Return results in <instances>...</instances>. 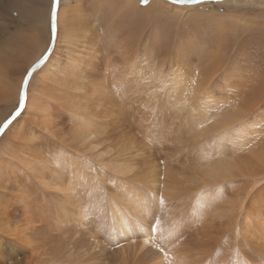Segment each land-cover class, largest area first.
Masks as SVG:
<instances>
[{"label":"bare ground","instance_id":"1","mask_svg":"<svg viewBox=\"0 0 264 264\" xmlns=\"http://www.w3.org/2000/svg\"><path fill=\"white\" fill-rule=\"evenodd\" d=\"M79 2L60 0L54 43H65L67 60L48 75L47 58L38 67L48 76L46 99L34 104L27 95L21 111L35 106L28 122L6 127L13 139L0 148V264H264V67L240 66L231 74L210 70L190 85L179 71L168 78L165 58L158 68L154 63L156 54L165 55L164 42L139 47L140 0H121L130 12L113 15L107 13L111 0L91 7ZM0 4L17 18L11 29L0 23L3 99L13 87V54L35 52L50 8L46 12L43 0ZM72 5L74 12L64 19ZM146 5L162 10L191 4ZM23 21L37 31L24 33ZM167 87L178 105H166ZM186 97L208 113L194 123L197 133L188 129L191 120L181 123ZM145 110L154 112L142 142L155 152L151 177L130 172L133 153L123 154L140 149L133 140L141 137ZM162 120L170 123L164 127Z\"/></svg>","mask_w":264,"mask_h":264},{"label":"rangeland","instance_id":"2","mask_svg":"<svg viewBox=\"0 0 264 264\" xmlns=\"http://www.w3.org/2000/svg\"><path fill=\"white\" fill-rule=\"evenodd\" d=\"M83 1H85V0H82V2H79V3H81L84 7H91L93 2L95 3L96 0L95 1L94 0H88V2L86 0L85 3ZM116 1H119V0H116ZM207 1H209V2H206L204 0L203 3H185V4H191V5L183 6L180 8L165 6L163 8V9H165V11H163V9L158 10L156 8H150V9L148 8L147 9L146 6H148V5L140 3L139 9H143V12H144V14L142 15V22L144 20V22H143L144 24L143 23H141V24H143L147 28L142 25L145 32H143V28L141 25L136 29H139L141 27V29L138 30L139 32L141 31V33H143V35H145L146 31H147L148 34L150 32V35L148 36L146 34L147 37H145V36L143 37V35L140 33V35H139L140 39L138 40V43L140 44V46L138 43H137V46H139L141 48V51H142L145 48L146 44L148 46L150 44V42L156 46L157 45L160 46V45L165 44V51H164L165 55L162 56L160 54H156L154 56V59H155L154 63L156 64L157 62L163 61V58H165L164 74H166L167 77L169 78L174 74V72L179 71V73L182 74V77H181L182 81L185 82V78L189 77V80L187 82V84H189V85H190L191 79L192 80L197 79L198 81H200V79L204 77V73H205V76H207L210 73V70H212L216 74H218V73H222L223 69H226L224 74H227V73L231 74L234 71V68H240V66L241 67L247 66L251 69L255 68L256 66L259 68L264 67V0H207ZM43 2L48 3V8H47L48 10L46 9V12L49 11L50 0H43ZM111 2H112L111 6H112L113 10L110 11V13L107 10L108 7L106 5H103L104 9H106L108 11L107 12L103 9V12L105 11L104 15H107L106 12L108 13V15H113V12H114V14H120V12H126V11L130 12V10H129L130 6L126 5L125 2H122L123 4L125 3L123 5L121 3V0H120L118 2L119 8L117 7V3L115 2V0H111ZM183 5H184V3H183ZM0 6H1V4H0ZM74 6L72 5V6H69L68 9L67 8L65 9L64 19H68L69 16H71L70 14L74 12V8H73ZM120 6H122V7L120 8ZM105 7H107V8H105ZM188 7H190V9ZM71 8H73V9H71ZM0 9H1V7H0ZM118 9H119V11H118ZM116 10H117V13H116ZM1 11H3V9L0 10V17H3V18L5 17V19H8L9 21L4 20L3 18H0V20H1L0 23L4 22L3 24H4L5 28H8V29L13 28V25L17 24V18L15 16V14L12 12H9V14H10L9 15L7 13L8 11H3V12H1ZM146 12H148V13H146ZM191 12L192 13L195 12L196 14L194 13V15H193ZM198 13H199V15H198ZM225 14H226V16H225ZM152 15H153V17H151ZM203 15H205V16L208 15L210 17H207V16L203 17ZM149 17H151V19ZM211 17H214V18L208 19ZM252 17H254V19ZM113 18H114V20H117L115 17H113ZM144 18H146V19H144ZM186 18H187V20H186ZM249 18H252L253 22L251 21V19L249 20ZM108 20L109 19H106V24L108 26H106V24H105V28L107 30L108 29L110 30V28H112V27L109 25ZM220 20H223L222 23ZM5 21H6V23H5ZM48 21H49V15H48V17L46 16L45 27L41 25L42 26L41 28H43L44 31L41 30V33L38 32L39 35L41 34L40 37H39V35L38 36L36 35V40L37 39L38 40L41 39V40H39L37 45L36 44L34 45L35 46L34 47L35 52L33 53V51H31L33 53V55H35L34 58H32L33 57L32 53L29 54L28 52H19L17 54H13L14 56L12 57V59L14 60V62H13V69L11 68V76H10L11 77V83H12L13 87L11 88L10 92L6 93L7 96L5 95V97L3 99H0V124L2 122L4 123L12 115V113L15 111V109L18 105L17 92L18 91L20 92L21 84L24 80V77H25L28 69L34 64L35 61H37L36 58H38V57L40 58V56H42L49 47L50 40H51V38H50L51 33H50V21L49 22ZM148 21H149V23L146 24V22H148ZM163 21H164V23H163ZM247 21H249V23ZM250 21H251V23H250ZM154 22H157V23H154ZM28 23L29 22L23 21V24H22L23 25L22 29H24L23 32L24 33H26V32L34 33L36 28L33 29L34 28L33 25L28 24ZM166 24H167V26H166ZM217 24H219L218 25L219 27L216 26ZM253 24L255 26H253ZM11 25H12V27H11ZM149 25H151V26H149ZM153 25H155V26H153ZM30 26H32L33 28ZM112 26L115 27L116 25L114 24ZM161 26H162V29L164 28L163 30H161V28H160ZM234 26H235V28H234ZM4 27L0 28V30L4 29ZM108 27H110V28H108ZM148 27L152 30L153 29H156V30L152 31ZM154 27H157V28H154ZM252 27H254V28H252ZM247 28H249L250 30L249 29L247 30ZM102 31L104 32V30H102ZM132 31L128 30V32H127V30H125L124 32H126V34L131 32L132 35H136L137 30H132ZM166 31H167V33H165ZM28 33H26V34H28ZM104 33H103V36H107L106 33L105 34ZM159 33H161V35ZM126 34L124 33L122 35L123 40H124V36ZM118 37L121 38V35L119 36V34H118ZM145 38L146 39L148 38V39L146 40ZM162 38H164V39H162ZM191 38H192V40H191ZM220 38H222V39H220ZM61 41L62 40H60L57 44H55L56 43V40H55V43H54V46L57 45L56 46V53H55L57 57L55 55L52 57L53 52L55 50V47H53L52 51L50 52V54L47 57L48 60L44 63V65H46L45 67L47 69V71H46L47 75L49 74V71L54 72V70H55L54 68H56V66L59 65L60 61L66 62V60H67V53H66L67 48L65 47V43L61 42ZM143 41H145V42H143ZM191 42H193V43L195 42L194 44L197 48V51L192 49ZM161 43H163V44H161ZM204 43H205V45H204ZM36 47H39L40 50H38L39 48L36 49ZM214 52H216V53L214 54ZM59 53H60V55H59ZM203 53H204V55H203ZM55 57H56V60H54ZM59 58H61V59H59ZM50 59H53V60L50 62ZM62 59H64V60H62ZM232 62L234 64L235 63L236 64L234 65ZM228 65H229V67H228ZM158 66H159V64L155 65V67H157V68H158ZM43 68H44V66H41L40 68H38V69L36 68L33 71L32 75L29 79L28 85H27V95H28V97L33 98L32 101L34 102V104H36L38 101H40L44 98L46 99V97H47L46 96V83H48V81H47L48 76L46 75V73L44 74ZM202 75H203V77H202ZM156 90H159V89L157 88ZM166 95H167L166 96L167 97L166 105L171 104V103L178 105V96L174 90H172L170 87H167ZM48 97H50V94L48 95ZM183 101H185V105L182 103ZM181 103H182L183 108L186 107V111H188L186 113V115L184 112L181 115L182 116V120H181L182 126L186 123V121L191 120V122L188 123V125H190L188 127V129L191 130L192 132L195 131L197 133V131L195 130V127H194V123L200 122V120H203L204 115L208 114V113H206L204 111L202 103L198 100L196 102H194V101L190 100L188 97H186V99L182 100ZM34 107L35 106H32V103H31V107L29 108L30 110L28 108H26V110H22L20 112L19 116L15 117L14 120H12L10 122V124L14 123L13 127L16 128L19 126V122L22 124L24 122L27 123L28 119H29L28 116H30L29 111H31V109H34ZM173 108H175V106L170 107V109H173ZM209 109L212 110L213 108L210 107ZM141 114H142V120L139 123V125H140V136L141 137L139 140H133V144H136L137 146H139L140 149L142 146H145L146 147L145 151L140 150V149H137L135 151L126 150L123 152V154L128 153V152L133 153L134 167L130 170V172H135V173H139L140 175H145L147 177H151L154 174L153 169L155 168V166H153V165L155 164V162H157V161H155L156 160L155 159V152L153 151L152 148L143 144L142 142L147 140V136L149 135V125L153 121L154 112L149 111V110H145ZM184 116H185V118H184ZM164 122H167V125H168L170 123V120L160 121L161 125H164L163 124ZM165 126L166 125H164V127ZM15 128H13V129H15ZM176 128H178V127H175L174 131L171 133L172 136H174L176 134L175 133ZM135 130L137 131L138 129L135 128ZM6 138H7V140H6ZM12 139L13 138H12V135H10V130H8V128L7 129L5 128L3 133L0 134V148L9 145V143L12 142ZM183 140H184V138L180 139L181 142H183ZM176 143H178V142L174 143L175 146H176ZM179 144L181 145V143H178L177 146ZM152 154H153V156H152ZM184 165H186V164H184Z\"/></svg>","mask_w":264,"mask_h":264},{"label":"snow or ice","instance_id":"3","mask_svg":"<svg viewBox=\"0 0 264 264\" xmlns=\"http://www.w3.org/2000/svg\"><path fill=\"white\" fill-rule=\"evenodd\" d=\"M171 3H203L204 0H170ZM141 4H147L148 0H140ZM60 0H50V12H49V21H50V33L51 40L54 42L58 36L59 26H58V12H59ZM49 55L48 52H45L44 55L32 66V69H29L27 74L24 77V80L20 87L19 92V107L15 109L12 113V117L18 115L21 111V108L25 105L27 100V85L32 73V70L38 68L45 62V59ZM11 122V117L9 120H6L3 124H0V134L3 133L4 129ZM242 264H246V262H242Z\"/></svg>","mask_w":264,"mask_h":264},{"label":"water","instance_id":"4","mask_svg":"<svg viewBox=\"0 0 264 264\" xmlns=\"http://www.w3.org/2000/svg\"><path fill=\"white\" fill-rule=\"evenodd\" d=\"M53 45H54V42L52 41V40H50V44H49V47H48V49H47V51L46 52H48L49 54H50V52H51V50H52V48H53ZM33 66V65H32ZM32 66L29 68V69H32ZM28 69V70H29ZM35 69H33L32 70V73H33V71H34ZM28 72V71H27ZM32 73H31V75H32ZM27 74V73H26ZM31 77V76H30ZM11 117V119H12V115L10 116ZM9 117V118H10ZM9 118L7 119V120H9Z\"/></svg>","mask_w":264,"mask_h":264}]
</instances>
